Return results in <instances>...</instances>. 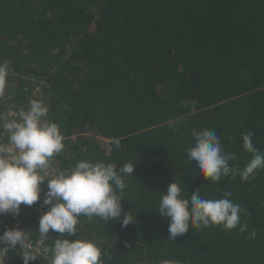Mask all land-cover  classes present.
<instances>
[{"label":"trees","instance_id":"obj_1","mask_svg":"<svg viewBox=\"0 0 264 264\" xmlns=\"http://www.w3.org/2000/svg\"><path fill=\"white\" fill-rule=\"evenodd\" d=\"M4 62L0 122L41 100L64 137L54 155L64 170L81 160L136 165L122 201L134 221L81 215L69 239L97 241L104 264H264V169L211 182L186 153L192 128L215 130L238 169L252 158L243 134L264 152V0H0ZM175 178L186 198L231 192L246 231L208 226L169 239L170 218L158 209ZM43 212L22 205L6 222L20 219L40 237ZM47 238L51 251L66 237L50 230Z\"/></svg>","mask_w":264,"mask_h":264},{"label":"clouds","instance_id":"obj_2","mask_svg":"<svg viewBox=\"0 0 264 264\" xmlns=\"http://www.w3.org/2000/svg\"><path fill=\"white\" fill-rule=\"evenodd\" d=\"M7 62L0 63V95L3 94L9 75ZM49 107L43 101L32 99L27 109H20L18 119H4L0 127L7 132V143L0 142V214L18 216L21 206H32L41 199L42 185L47 182L43 205L47 211L39 218L40 237L46 238L50 230L66 238L55 240L51 249L50 264H104L102 250L94 239L79 236L77 225L81 215L91 219L99 217L109 222L120 218L122 227L134 221L130 210L122 207L126 188L124 176L132 175L136 167L126 163L118 170L114 164L102 161L81 160L68 170L52 175L49 160L64 148V137L57 123L46 119ZM169 126L179 130L180 121H169ZM193 144L186 149L187 156L194 160L199 173L211 182H218L222 176L239 174L245 181L254 178L255 172L264 169V152L252 142V134L242 136L243 147L252 158L238 169L230 165L235 161L234 153L225 154L221 140L215 130L191 129ZM119 147V141H116ZM51 175V178L48 177ZM119 190V192H117ZM180 182L175 178L168 185L167 194H161L158 213L170 218L169 239L184 236L190 228L222 226L232 230L239 226L241 232L247 225L241 223L240 214L246 211L231 199V192L223 198L207 199L196 189L186 198ZM256 232L250 234L255 238ZM24 230L7 228L0 235V258L20 246L24 264L37 260ZM128 246L127 244L125 245ZM160 264H178L175 260H162Z\"/></svg>","mask_w":264,"mask_h":264},{"label":"built area","instance_id":"obj_3","mask_svg":"<svg viewBox=\"0 0 264 264\" xmlns=\"http://www.w3.org/2000/svg\"><path fill=\"white\" fill-rule=\"evenodd\" d=\"M17 112L10 108L9 115L10 116H17ZM3 123V120L0 122V124ZM8 141V134L4 130H0V142L7 143ZM108 143L107 140L101 139V143ZM58 154V153H57ZM59 171H64V169L59 165V162L55 156L50 158L49 160V172L54 175ZM51 178V175L48 177ZM47 191V182H45L42 185V193H41V199L36 204H34L35 210L38 212H43L44 210H47V207L43 205V199L45 198L44 193ZM6 216L7 214H0V235L3 234L5 229L7 228H19L21 230H24L27 237H28V243L31 244L32 249L37 252V259L44 260V262L50 264L51 259V251L49 247L46 245V242L48 238H41V237H34L30 230L24 225L23 221L20 219L15 220L11 225H7L6 222ZM5 245L0 244V247H4ZM20 246L17 245L15 249L12 251H9L6 254L5 259L0 258V264H20L19 258L20 255H22V251H20Z\"/></svg>","mask_w":264,"mask_h":264},{"label":"rangeland","instance_id":"obj_4","mask_svg":"<svg viewBox=\"0 0 264 264\" xmlns=\"http://www.w3.org/2000/svg\"><path fill=\"white\" fill-rule=\"evenodd\" d=\"M107 142H108V140H107ZM104 144V143H103Z\"/></svg>","mask_w":264,"mask_h":264}]
</instances>
